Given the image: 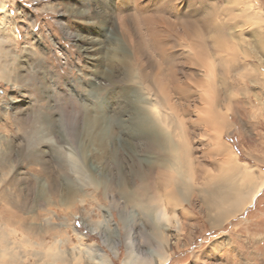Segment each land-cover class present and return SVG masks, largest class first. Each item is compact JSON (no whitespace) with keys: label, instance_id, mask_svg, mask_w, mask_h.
I'll use <instances>...</instances> for the list:
<instances>
[{"label":"rangeland","instance_id":"1","mask_svg":"<svg viewBox=\"0 0 264 264\" xmlns=\"http://www.w3.org/2000/svg\"><path fill=\"white\" fill-rule=\"evenodd\" d=\"M2 1L0 251L4 247L11 255L0 253V264H16L18 256L20 264L48 263L46 254L55 253L69 263L79 257L73 264H92L89 256L98 260L101 248L113 264H122L125 228L134 242L132 253L139 254L137 264H160L156 255L143 256L154 245L169 253L165 264H264V189L241 213L209 224L202 184H196L204 183L205 171H218V157L200 155L207 142L202 126L195 124L190 135L193 158L201 161L194 162L205 170H195L185 202L162 207L170 215H164L167 229L164 218L154 220L146 210L158 201L148 199L150 189L143 192L148 181L140 174L153 176L161 168L160 156L143 157L140 143L122 130L128 124L120 102L129 68L118 65L136 63L148 72L161 66L172 102H182L184 94L173 92L171 76L178 73L184 85L200 69L183 50L192 40L190 31L200 30L208 48L215 44L212 33L224 40L234 53L231 66L206 70L228 116L220 141L229 157L254 169L259 180L264 175V0ZM152 44L166 50L167 62L158 59Z\"/></svg>","mask_w":264,"mask_h":264},{"label":"bare ground","instance_id":"2","mask_svg":"<svg viewBox=\"0 0 264 264\" xmlns=\"http://www.w3.org/2000/svg\"><path fill=\"white\" fill-rule=\"evenodd\" d=\"M0 4L2 7H5L4 1L1 0ZM162 24L165 26V22ZM190 36L192 40L183 46L185 48L183 50L184 53L188 52L187 57L190 63L200 68L198 72L199 76L185 79L186 82L184 81V85H180L178 82V78L176 77L178 73H176V76H171V87L174 89L173 92L175 94L180 92V96L184 94V96L180 98L182 102L173 103L171 100L168 88L163 81L166 76L165 74L163 76V73L166 69L162 68L161 70V66H156L153 71L148 72L136 63H134L133 66L131 64L118 62V65L123 68H129L128 73L124 75L123 82L126 91L122 94L120 102V111L127 113L128 124L125 125L122 130L128 132L130 141L136 140L140 143V147H143L142 150H144L143 157L154 158L157 154L160 156L159 165L161 168H158L153 176L150 173L148 175H143L141 173L140 177L143 178L141 180L144 182L148 181L147 186L141 187L146 194L147 190L150 189L151 194L148 195V199L155 202L158 201V205L146 206V210L154 220H159L160 217L164 218L163 229H167L169 226L166 219L169 214L168 211H165V208L162 207L169 205L171 208H175L180 205L182 200L185 202L186 192L184 191L187 187H191L190 183L192 182V177H195V170H205L202 164H199L200 167L196 164L201 161L195 160L192 155L194 145L190 134H192V130L195 129V124L202 126L204 134L201 137H205L204 139L207 141L199 148L202 158L203 155L208 158L213 156V154L218 157V171L212 174L205 171L206 175H204L205 178H203L205 179L204 183L202 181L196 184H202L201 192H203V200L207 205L206 214L207 217H209L208 221L211 227L217 226L243 211L255 201L258 194L264 189V175H261L260 181L256 180V173H253L255 170L252 168V170H249L246 166L247 164H237L232 157H229L228 151L225 149L222 141H220L219 134L227 125L228 121L226 117L228 116H226L225 109H222L218 104L219 100H223V98L219 99L217 96L218 92L216 90V85L213 80L208 77L206 70L207 68H212L214 64L218 65L222 70L228 69L231 66L229 64H232L231 61L234 60L233 50L225 44L224 40L217 39L215 33L211 34V36L214 37L215 43L211 48L207 47L204 36H202L200 30L197 28H193L190 31ZM155 40L156 39H154V41ZM149 47L147 48L148 50ZM154 47L155 45L152 44V48ZM161 48L155 47L157 50L155 53L159 56L158 59L166 61L164 60V57H166L164 54L166 50L162 53L163 49ZM116 49V47H113L114 51H116ZM133 53L134 52H132V55ZM166 55H168V53ZM2 68L3 67L0 66V69ZM168 75L170 76V74L167 73V76ZM175 77L177 81L173 80ZM2 78L5 79L6 77ZM168 78L169 77H167V79ZM130 84L131 86H129ZM128 88H130V90ZM189 90L191 91L190 95L186 93V91ZM219 94L221 95V93ZM194 95L196 100L194 99ZM194 101H196V103ZM190 102H192V104ZM105 103L106 102H104V104ZM104 104L102 103L101 106ZM109 129L111 134V128ZM175 131L177 132L175 133ZM104 136L106 137V134H104ZM174 136L178 138V141L175 140ZM210 146L212 147L210 148ZM194 161L197 162L195 163ZM240 167L245 169H240ZM162 202L164 203L162 204ZM106 212L108 213L107 209ZM121 215L122 213L119 212V218L126 221L127 217L124 215L121 217ZM174 224H176L178 229L181 228L178 219H174ZM121 238L123 239L127 252H125L126 254L122 260V264H137L136 260H138L139 254L132 253L134 242L127 228L123 231ZM105 242L106 239H104V243ZM23 243H30V241L25 240ZM58 251L60 250L58 249ZM145 251L147 252L143 254L144 257L150 258L156 255L160 260V264H165L167 260H169V253H164L163 250L158 249L157 245L149 247ZM111 252L116 256L117 252L115 247H112ZM0 253L11 255L4 247ZM15 254L13 255L15 256ZM98 254V260L89 256L92 264H113L112 258L107 255L104 249H99ZM60 255L59 253L46 254L48 263L43 260L42 264H56V261H60L61 264H65L67 261L69 263V259L65 261ZM1 256L2 255H0V257ZM16 256L18 255L16 254ZM43 257L46 258L45 256ZM36 258L38 257L36 256ZM77 258L79 260V257L70 259V263H75L74 260H77ZM78 260L76 261L77 263L79 262ZM22 261V258L18 256L16 264H20Z\"/></svg>","mask_w":264,"mask_h":264},{"label":"crops","instance_id":"3","mask_svg":"<svg viewBox=\"0 0 264 264\" xmlns=\"http://www.w3.org/2000/svg\"><path fill=\"white\" fill-rule=\"evenodd\" d=\"M241 212H242V211H241ZM241 212H240V213H241Z\"/></svg>","mask_w":264,"mask_h":264}]
</instances>
